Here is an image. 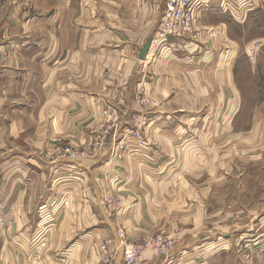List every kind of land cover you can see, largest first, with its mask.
Instances as JSON below:
<instances>
[{
  "label": "crops",
  "instance_id": "obj_1",
  "mask_svg": "<svg viewBox=\"0 0 264 264\" xmlns=\"http://www.w3.org/2000/svg\"><path fill=\"white\" fill-rule=\"evenodd\" d=\"M164 5L0 0V244L14 251L9 262L99 264L100 244L117 247L124 227L131 237L177 235L167 254L145 250L142 264H222L236 230L250 232L255 213H264V204L248 210L251 219L235 221L231 237L224 224L206 228L207 197L227 182L231 159L264 149V0H198L194 35L142 58ZM146 83L153 105L142 111L144 144L128 132L120 156L43 157L52 141L89 146L102 137L107 105L121 110L122 139L133 128L130 112L139 111L131 86ZM238 117H249V126L237 128ZM109 192L122 197L119 211L108 205ZM229 208L217 213H241Z\"/></svg>",
  "mask_w": 264,
  "mask_h": 264
},
{
  "label": "rangeland",
  "instance_id": "obj_2",
  "mask_svg": "<svg viewBox=\"0 0 264 264\" xmlns=\"http://www.w3.org/2000/svg\"><path fill=\"white\" fill-rule=\"evenodd\" d=\"M112 73V69H107L103 75L105 79ZM254 87V82L250 83ZM259 86H263L261 82L258 83ZM153 84L149 83L146 85H140L137 87V90L134 92V87L131 86L130 93L135 94V101L139 106V111L130 112L131 124L128 123L127 126L132 127L130 129H124V134L119 138V127L123 123V116L120 108L117 105H107L102 109L103 116V127L104 133L103 136L94 139L89 146L81 145L79 143L73 142L71 139L67 140H55L53 143L49 144L43 153V157L49 162L56 163L57 161H65L67 163L82 162L84 159H96L99 157L102 151L111 150L114 152V156H120L123 152L127 150V144L125 142L126 133L130 132L131 135H135V141L138 144H144L146 137L143 135V126H146L147 117L142 118V111L145 107H150L153 105V101H150L148 94L150 95L153 91ZM120 92L116 89H111L110 95L114 99H118ZM105 109H111L110 114L104 112ZM246 113V111H245ZM129 117V118H130ZM49 118V117H48ZM47 118V119H48ZM51 121V118L48 119V123ZM250 119L249 117H239L236 119L237 128L249 126ZM245 128V129H246ZM111 137V139H109ZM228 138H230L228 136ZM78 137L75 139L77 140ZM81 141V140H80ZM257 153V156L252 157L239 155L237 158H232L234 170L231 172L230 177L227 179V182L223 186L214 187L210 195L206 200V218L210 217L206 227L207 230L215 227V225L224 224L226 227L225 232L228 237L232 236V230L235 229L236 222H243L245 224L251 219L252 215L248 214V210L254 209L259 204H264V149H256L251 153ZM260 152V153H259ZM226 162V161H225ZM213 174H216L217 171H211ZM219 173V172H218ZM188 174V176H190ZM228 175V174H227ZM210 176V175H208ZM206 179V177L204 178ZM203 181V180H202ZM207 186V182L204 187ZM54 188V187H53ZM122 197L114 192H109L107 195L108 205L112 207V210L116 212L119 211L120 204L122 202ZM204 202H201L203 207ZM240 208L241 213L237 212H227V213H217L220 210H231L229 207ZM255 227L247 232L242 228L236 230L237 234L235 235V240L232 246H225L222 256H218L219 262L222 264H264V213H255ZM187 227L186 223L178 224L177 227ZM185 226V227H184ZM181 231L182 229H178ZM212 230V229H211ZM215 231V230H214ZM245 231V232H244ZM124 235V237L121 236ZM173 239L176 244L177 235H171L163 230H156L150 234H143L139 236H129L124 227L118 228V240L121 244L122 241H125L129 244L138 245L141 251V255L145 250H154L157 253L161 254L159 251V238H168ZM111 241L110 239H107ZM105 240V241H107ZM112 242V241H111ZM101 245V244H100ZM100 249V246H99ZM122 254V247L119 249ZM10 251L14 254L13 250L6 245V243L0 244V264H14V261L11 263L8 260V257L11 256L8 254ZM101 254V249H100ZM119 254V251H118ZM9 255V256H8ZM140 255V261L138 264H142ZM13 256V255H12ZM11 256V257H12ZM21 260L17 261L15 264H25L24 257H20ZM101 259V256H100ZM100 264V262H99Z\"/></svg>",
  "mask_w": 264,
  "mask_h": 264
},
{
  "label": "built area",
  "instance_id": "obj_3",
  "mask_svg": "<svg viewBox=\"0 0 264 264\" xmlns=\"http://www.w3.org/2000/svg\"><path fill=\"white\" fill-rule=\"evenodd\" d=\"M198 0H165L164 10L158 30L152 35L149 51L154 50L161 53L169 44V39L184 35H194L195 11ZM106 114L111 109H105ZM121 236V235H120ZM121 237H124L121 236ZM158 246L161 254H167L175 247V241L168 238H159ZM122 247L121 264H138L141 251L138 245L129 244L125 241L114 247L112 242L103 241L100 245V264H116L118 251Z\"/></svg>",
  "mask_w": 264,
  "mask_h": 264
},
{
  "label": "water",
  "instance_id": "obj_4",
  "mask_svg": "<svg viewBox=\"0 0 264 264\" xmlns=\"http://www.w3.org/2000/svg\"><path fill=\"white\" fill-rule=\"evenodd\" d=\"M150 41H151V38L148 39L147 43L144 45V47L142 48V51H141V57L142 58H145L147 53L149 52V48H150Z\"/></svg>",
  "mask_w": 264,
  "mask_h": 264
}]
</instances>
